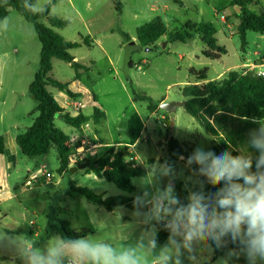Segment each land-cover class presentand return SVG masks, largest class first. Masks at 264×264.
I'll return each mask as SVG.
<instances>
[{"label": "rangeland", "instance_id": "obj_1", "mask_svg": "<svg viewBox=\"0 0 264 264\" xmlns=\"http://www.w3.org/2000/svg\"><path fill=\"white\" fill-rule=\"evenodd\" d=\"M52 1L55 3L51 5V15L69 22L67 26L54 30L67 41L90 40V46L84 44L81 49L71 50L78 58L76 61L90 69L80 71V79L74 80L76 72L70 64L53 59L51 76L62 83H69V90L78 93L80 99L71 98L51 85L47 88L62 105L79 103L85 106L86 113L93 114L95 108L106 113V119L91 121L82 135L87 143L84 160L93 162L110 149L119 150L130 144L126 130L128 120L134 114L141 116L145 129L130 152L137 157L138 165L145 169L157 160L162 162L167 159L169 135L176 138L189 154L197 146L213 150L212 136L183 106L177 107L172 121L167 111L158 107L152 113L148 108L149 102L135 101L134 97L135 94L148 96L156 104L163 100L166 103L184 102L181 89L194 82L195 78L190 74L192 69L199 71L208 66V80L215 79L219 73L226 75L232 70L243 71L240 66L244 52L237 34L240 17L235 7L231 6V0H180L182 3L176 0H121L120 11L116 10L113 0H37L34 10H42ZM259 1L264 7V0ZM222 14L226 15L225 21L220 19ZM157 16L164 19L171 31L181 28L187 21L213 23L218 29V43L227 52L221 54L220 60L206 59L203 52L207 47L199 36L186 42H173L165 36L154 46L135 49L132 39H137V28ZM43 23L48 25L47 21ZM123 33L130 39L126 40ZM261 36L254 32L247 34L248 58L251 61L256 58L255 52L264 55V36ZM136 43L139 46L138 40ZM40 52L41 44L33 24L11 9L9 16L0 24V63L3 64L0 112H10L17 121L20 119L19 133L32 126L37 116V104L29 92V85L40 68ZM130 61L133 64L131 68L128 66ZM3 100L5 103H2ZM74 108L67 106L66 109L75 114ZM172 122L174 127L171 126ZM55 123L64 132L72 129L58 118ZM94 130L99 132L96 138ZM145 135H149L148 138ZM94 144L106 146L93 148ZM45 156L42 159L22 155L20 166L23 172L18 179L21 184L27 169L32 170V174L39 172L32 187L22 185L26 192L21 202L27 210L28 224L33 220L43 233V240H39L42 246L60 238L46 237L48 224L55 219L69 222L75 230L87 229L91 231L89 239L113 246L121 242L130 243L140 235L141 228L131 216L133 209L121 206L109 211L70 193L73 184L90 188L105 198L126 196L133 199L139 191L136 184L133 183L135 190L129 193L106 179L86 173V169L61 173L56 149H51ZM176 166L178 169L182 167L183 161L179 160ZM44 168L52 175L50 181L41 174ZM139 178L134 177L132 182ZM165 242L159 240L160 244ZM213 255L211 264H216L217 260L226 256V252L216 260H213ZM184 264H188V261L185 260ZM230 264H246V261L241 257Z\"/></svg>", "mask_w": 264, "mask_h": 264}, {"label": "trees", "instance_id": "obj_2", "mask_svg": "<svg viewBox=\"0 0 264 264\" xmlns=\"http://www.w3.org/2000/svg\"><path fill=\"white\" fill-rule=\"evenodd\" d=\"M113 1L116 10L120 11L122 9L121 0ZM36 3L37 0H0V24L13 9L27 22L33 24L41 44L40 68L29 85V92L37 104L35 108L37 116L32 126L16 137V143L23 155L29 158L45 156L55 148L60 163L59 171L63 173L71 168L70 157L75 149L67 145L71 135L57 127L56 119L62 120L73 130L80 131L90 121L101 122L105 119V113L95 108L90 116L82 112L72 116L49 92L47 87L51 85L66 92L70 97L73 96L68 89V83H62L51 76L52 60L59 59L69 63L78 78L80 71H89L90 68L75 61L70 51L84 44L88 46L91 44L87 38L81 42L67 41L54 30L63 28L69 23L67 20L51 15V5L55 1L46 4L40 11L34 10ZM253 5L259 6V9H252ZM231 6L241 8L242 14H237L240 17L237 34L241 41V49L244 51L248 46V32L264 35V8L260 6L259 0H231ZM43 21H47L48 25ZM217 32L218 29L211 22H187L181 28L171 31L164 19L157 16L137 28V39L139 48H143L153 46L163 36H167L173 42H186L199 36L207 47L203 55L211 59H219L220 55L227 51L224 46L219 45L216 38ZM123 36L126 40L130 39L126 33H123ZM128 66H132L131 62ZM207 72V68L190 71L196 81L181 89L186 101L184 109L212 136L213 150L216 153L228 149L229 142L234 149H238L244 144L248 130L255 126L252 121L264 118V77L254 71H230L222 79L200 83L207 80ZM134 99L149 102L150 112H154L160 106L148 96L135 94ZM144 129L145 125L141 116L132 115L128 120L126 130L130 145H134L140 139ZM5 150V140L0 136V154H4ZM167 151V160L175 163L179 161V156L189 155L180 142L171 135L167 139ZM85 162L90 163V166L86 168V173H93L98 178L106 179L120 190L129 193L135 190L132 179L143 177L146 172L145 168L138 165L129 146L126 145L119 150L110 149L93 162L84 160L80 163ZM176 188L181 198L187 195L182 182H177ZM210 190L215 189L210 188ZM70 193L82 196L89 202L103 206L109 211L121 206L133 209V199L126 196L105 198L103 195L95 194L90 188L73 184L70 187ZM46 231L49 238L57 234L88 236L91 233L87 229L75 230L69 222L61 219H55L49 223ZM167 235L166 231H160L159 237L163 236V238H158L164 242ZM225 252L227 249L216 250L213 260L218 259Z\"/></svg>", "mask_w": 264, "mask_h": 264}, {"label": "clouds", "instance_id": "obj_3", "mask_svg": "<svg viewBox=\"0 0 264 264\" xmlns=\"http://www.w3.org/2000/svg\"><path fill=\"white\" fill-rule=\"evenodd\" d=\"M252 123L238 149L230 142L220 153L197 146L178 157L179 169L167 159L148 165L133 180L139 191L131 216L141 231L132 242L113 246L57 234L59 239L42 246L29 234L0 231V249H11L19 264H211L223 249L226 256L216 264L241 257L246 264H264V118ZM177 180L187 193L183 198ZM160 231L168 234L164 244Z\"/></svg>", "mask_w": 264, "mask_h": 264}, {"label": "crops", "instance_id": "obj_4", "mask_svg": "<svg viewBox=\"0 0 264 264\" xmlns=\"http://www.w3.org/2000/svg\"><path fill=\"white\" fill-rule=\"evenodd\" d=\"M178 1L179 3H182L180 0ZM260 6H262L261 3H260ZM253 7L256 8L254 10L259 9V6H256V5L251 6L252 9ZM187 22H193V21H187ZM194 23H200V22H194ZM263 36L264 35H262L261 37ZM162 38H165V36L161 37L159 40H161ZM137 40L138 39H136L135 37L132 39V43H134L136 46H138L136 43ZM73 42H76V41H73ZM78 49H81V46L79 48H76V50ZM138 49H140L139 46H138ZM243 52H244V56L242 57V66H240V69H243V70H247L245 68H248L252 64H258L261 58L264 57V55H259V53L255 52L254 55L256 56V58L253 61H251L248 58V47H246V49ZM71 54L75 58V61L78 60L77 56H74L73 53ZM221 56L222 55H220L219 59H211L206 56L205 58L210 59V60H220ZM143 63H146V62H143ZM131 65L133 66L132 62H131ZM206 68L209 71V67L207 66ZM2 69H3V64L0 63V74H1ZM232 71H235V70H232ZM224 76L225 75L223 73H219L217 77L213 80L222 79ZM80 77H81V74L79 73L78 78L75 75L74 80L80 79ZM213 80L207 79L200 83H205V82L213 81ZM195 81L196 79H194V82ZM1 83H2V78L0 77V85ZM68 89H69V86H68ZM78 95H79L78 93H73L72 97L74 99H80ZM164 102L166 103V101L164 100L161 101L159 105L164 104ZM2 103H5V101L3 100ZM59 104L68 113L70 112L66 109L67 106L75 107L74 109L76 113L75 114L70 113L72 116H76L80 112H82L83 114L87 116L92 115L90 113L84 112V109H86L85 106L80 105L79 103H74V104L66 103L65 105H62L61 103ZM105 119H106V113H105ZM18 120L19 121H17L14 116L10 115V112H0V136L4 138L5 148H6L5 153L0 154V231L7 232V234L10 236L15 235V234H20V233H26L41 241L43 240V233L41 232V229L37 227L36 222H34L33 220H31L30 224H28L29 222H28L27 210H26V207H22V202H21L22 195L25 194L26 192L24 191V189H22V185H25L28 179H30L32 176H35L37 173L32 174V170L27 169L25 171L24 181L21 182V184L18 182V179L21 173L23 172L20 166L21 162L23 161V157H22L23 153L19 151L20 148L14 143L16 142V137L19 134H21L18 132L20 130V127H19L20 119ZM90 122L85 124L80 131H77V130L75 131L72 128L69 132H67L68 134L71 135V138H73L74 145H76V143L77 145H80L82 143L83 141L82 135L86 133L87 128L90 126ZM94 132H95V135H94L95 138L98 137L99 132L96 130H94ZM145 136L146 138H148L149 135H145ZM138 141H140V139ZM77 145L75 148H77ZM134 145H130L129 143L126 144V146H129V150L131 151L133 150ZM104 146L106 145L105 144H94L93 148H97V147L101 148ZM45 158L46 156H42V159H45ZM135 160L137 161V157H135ZM55 236L58 237L59 235H55ZM55 236L50 237V238H54ZM46 237L49 238L47 235V231H46ZM0 264H19V261L18 260L14 261V256H13V252L11 249H0Z\"/></svg>", "mask_w": 264, "mask_h": 264}, {"label": "built area", "instance_id": "obj_5", "mask_svg": "<svg viewBox=\"0 0 264 264\" xmlns=\"http://www.w3.org/2000/svg\"><path fill=\"white\" fill-rule=\"evenodd\" d=\"M225 18H226L225 14H222L220 16V19L222 21H225ZM247 70L248 71H254L259 76H263L264 77V57L261 58V60H260V62L258 64H252L251 66H249ZM86 144L87 143H86L85 139H83V141H82V143L80 145H77V143H76L77 148H75V151L72 153V155L70 157V166L76 165L77 163H80V162L84 161ZM67 145L69 147L76 146V145H74L73 138H70V140L68 141ZM38 174H36L35 176H32L30 179H28V181L26 182L25 186L26 187H32L34 182H36V180H37V175ZM41 174L44 175V177H45V179L47 181H50L52 175H51L50 172L46 171L45 168H44V170H43V172Z\"/></svg>", "mask_w": 264, "mask_h": 264}, {"label": "water", "instance_id": "obj_6", "mask_svg": "<svg viewBox=\"0 0 264 264\" xmlns=\"http://www.w3.org/2000/svg\"><path fill=\"white\" fill-rule=\"evenodd\" d=\"M236 11L238 12V14H242L241 12V8L239 6L235 7ZM135 49H138V46L135 45ZM186 101L184 102H168V103H164L160 105V108L167 111L170 114V117L173 121V119L175 118V111L177 109V107L179 106H185ZM171 126L174 127V123H171ZM90 166V163L85 162V163H80L78 165H73L71 166V168L69 169L72 173H74L75 171H77L78 169H86L87 167Z\"/></svg>", "mask_w": 264, "mask_h": 264}]
</instances>
